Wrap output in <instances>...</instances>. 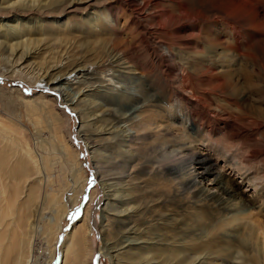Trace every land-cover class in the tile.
<instances>
[{"label":"bare ground","instance_id":"6f19581e","mask_svg":"<svg viewBox=\"0 0 264 264\" xmlns=\"http://www.w3.org/2000/svg\"><path fill=\"white\" fill-rule=\"evenodd\" d=\"M60 1L62 2L59 3L65 2ZM40 2L17 0L3 9L4 12L0 15V33L5 36L0 37L3 39L0 42L2 66L0 69L4 72L0 76L14 79V82L18 76L24 78V74L16 70L14 57L19 53V49L22 52L18 61L22 60L28 54L26 51L41 43L35 37L38 35L37 25L44 22L43 11L50 5L46 3L47 6H42L43 3ZM75 2L78 0H68L66 3L73 6ZM117 4L127 11L124 17L129 15L132 35L136 33L134 35L141 38V43L147 45L146 53L149 59H152L155 66L161 70L157 73L145 71L142 65L133 64V58L125 60L130 64V72H139L140 77H137L135 82H138L136 84L139 87L141 84L145 93L137 100L139 105L134 108V113L128 117L126 113L124 114L123 108L118 109L116 112H121L118 120L110 126L112 134L116 128L118 130L121 127L117 126L118 123L123 122L127 126L126 129H119L116 132L121 136L120 145L126 149V155H121V158L116 156L117 159L114 158L112 161L111 155H107L108 152L104 150L105 147L98 148L91 137L84 134L86 127L92 128V124L85 121L94 117L95 112L105 113L108 109L106 108L108 104L100 101L111 97L110 94H102L100 97L97 94L93 95L95 107L88 108L91 100L85 103L84 110L80 106V100H84L81 87L83 84L78 79L74 67V70L68 72L71 73V78L66 81L70 80L67 83L70 85L66 87L47 75L44 77L36 75L38 85L55 89L63 95L62 99L67 104L70 102L73 105L72 109L80 111L81 118L78 119L81 126L78 134L86 138V150L91 152L102 192V199L99 198L95 209L96 212L98 208L102 211V217L98 218V214L93 212L89 204L86 206L83 216L65 239L61 264H94L96 241L91 237L93 230H96L101 241H104L100 251L109 258L110 264H207L205 263L207 261H217L214 264H264V220L261 218L264 213V179L257 181L250 177V173L241 172L244 170L243 161L233 162L230 156L221 153L210 141L220 136L230 143L231 147L245 145L247 149L243 150L250 153L252 160L264 158V146L259 145L264 143V111L261 112L257 104L244 108L241 106L242 101L249 103L255 97L264 102V0H117ZM100 9L109 12L105 6H101ZM85 14L87 19L83 31L86 34L90 33L95 37L101 35L100 31H105L102 24L110 26L113 24L115 29L120 27L117 25L119 18L116 13L109 12L108 16H98L99 18L94 16L92 17L95 18L94 23L89 19V10ZM129 25L126 24L125 27L129 28ZM92 35L90 37H93ZM140 41L133 38L129 43L119 42L120 44H117L123 46L124 51L122 47L112 49V53L125 58L124 53L129 50L138 52L137 46ZM177 58H181L180 63L174 61ZM179 67L183 75L180 77L179 87L173 88L169 81L174 77L171 75L172 72ZM154 74L159 76L167 87L153 89L155 93L152 91L151 94L150 91H145L144 87L145 83L156 79ZM114 82L123 86L122 81L109 78L108 83L112 85ZM108 86L103 87L105 91L108 90ZM240 86H243V91ZM178 89L182 94L190 93L189 96L179 95L181 102H184L182 106L175 98ZM111 90L112 93L113 89ZM127 90L130 91L126 89L124 92ZM38 98L48 108L55 123L56 121L68 123L69 118L54 106V99L47 101L49 97L43 95H39ZM23 99L29 113L37 111L32 100L26 97ZM194 105H200V109L203 110L198 112ZM140 110H144L141 115ZM147 112L151 115L148 116ZM163 112H167V116L163 115ZM166 117L169 122L161 121L162 118L167 119ZM213 120L217 121L214 125ZM131 121L139 122L136 130V125H132ZM105 132L109 133V130ZM24 138L27 141L22 142V147L11 138L0 148V264H49L53 258L57 235L62 230L63 218L69 212L68 203L76 202L84 190L88 176L81 167L79 154L72 147L70 140L61 136L59 144L61 155L65 165L72 169L71 177L74 176V184L72 187L64 180L65 184L61 186V190L55 193L51 184L49 185L51 181L49 175L40 173L42 168L48 169V159L38 157L31 142L27 137ZM140 140L154 144L156 153L161 152L155 160L158 164L163 163L165 157H169V160L179 165L171 166L167 173L183 174L184 183L195 191L197 203L218 209L219 213L215 215L209 233L214 232L219 226L226 227L229 229L228 237L239 238L238 248L225 241L218 244L210 241L199 242L198 239L204 240L202 235H205L206 230L202 231L198 239L180 238L177 234L169 236L165 231L153 237H146V229L137 224L138 217L145 220L144 212H140L139 209L143 206L141 204L145 203L143 202L145 199L141 201L143 197L141 191L140 196L137 193V197L133 193L145 187V182H142L144 186L141 182L136 184L138 176L149 174L150 171L148 163L142 160L148 156L145 150H135L133 146ZM156 143H160L161 149H157ZM200 146H207L219 152L220 157L224 158L234 171L241 172L246 183L255 182L251 185L253 195L248 196L250 207L244 208V204L239 205L232 199L228 192L230 190L221 176L222 171L214 172L213 164L206 165L204 169L196 167L198 162H211L207 157L198 160L196 153ZM177 156L179 160L176 159ZM187 159L190 161V169L183 172L182 163ZM194 164L195 166L191 168ZM157 167L160 168L159 165ZM206 180L210 183H205ZM31 183L35 185L30 187ZM97 192L99 189L96 188L90 194V199ZM245 192L244 190L243 193L246 194ZM66 193H69V196L65 202ZM39 200L46 206L43 210L46 208L50 210L49 215L43 216L40 221L43 223L41 229L38 228L37 221L41 209ZM151 202L153 203V200ZM152 208L148 206V209ZM158 213L154 215L155 218L152 214L153 218L148 219L147 223L162 221L164 225L165 215L162 212ZM37 235L44 238L48 250L45 252L41 249L42 253L40 252L36 258L33 241Z\"/></svg>","mask_w":264,"mask_h":264},{"label":"rangeland","instance_id":"374dc122","mask_svg":"<svg viewBox=\"0 0 264 264\" xmlns=\"http://www.w3.org/2000/svg\"><path fill=\"white\" fill-rule=\"evenodd\" d=\"M15 1L17 0H0V15L4 12L3 9L12 5V3H14ZM39 1H41L40 4L43 3L42 6H47L46 3L50 5L49 7H45L46 9L43 11L44 22L37 25L38 29L36 32H38V35L35 37L39 39L41 43H39L38 46H35L33 49L26 51L28 52V54H26L22 60L18 61V57L22 52L19 49V53L14 57L16 70L20 71L22 75L24 74V78H20L18 76L14 82V79H9L6 76H0V132L2 135V137L0 138V148L2 147V144L6 142V140H9L11 138L14 140V142L16 141L22 147V142L27 141L24 137H27L29 142H31V144L33 145L35 153L39 155L38 157L42 156L48 159V169L42 168L40 173L42 175H49V179L51 178L49 185L51 184L52 190L55 191V193L61 190V186L65 184L64 180L67 181L68 184L72 187L74 184V176L71 177L72 169L65 165L64 159L61 155V149L59 147L61 139L60 137H66V140H70L72 147L78 152L79 162L81 164V167L84 168L88 177L83 188L84 190L80 193L81 195L79 194L76 202L74 204L68 203V210L70 213L68 212L69 214L67 213L63 218L62 230L58 233L57 239L54 243V254L49 264H61L63 258V244L65 242V239L71 232L75 223L83 216L86 206L89 204L90 207L94 210L93 212L98 214V218L100 216L102 217V211L99 210V208L97 212L95 211L99 198L102 199V192L97 179V175L95 173L93 160L90 155L91 152H88V150H86V138L78 134V130L81 126L80 120L78 119L79 117L81 118L80 111H77L75 108L72 109L73 105H71L70 102L67 104L64 99H62L63 95L55 89L41 87L40 85H38V83H36V75H43L42 77L47 75L48 77H50V79H54L56 82L60 81V84L63 87H66L70 85L67 84L70 80L68 82L66 81L69 79V77L71 78V73L68 74V72L75 69L78 74V79L83 84V86L81 87L83 90L82 99L84 100H80V106L84 110L86 108L85 103L91 100L92 103H90L88 108L95 107L93 95L97 94L100 97L103 96L102 94H110L111 97H106L105 100L100 101L102 103L104 102V104H108L106 108H108L107 110L109 111L106 110V112L104 111L105 113L95 112L94 117L86 120L85 122H87V124H92V128L86 127L84 134L86 133L85 135L87 137H91L94 144H96L98 148L101 149L105 147L104 150L106 151V153L108 152L107 155H111L110 158L112 159V161H114L118 156V158H121V155H126V149L120 145L122 141L121 136L116 134V132H118L119 129H126L127 126L124 125L123 122H121L117 125L121 126L120 128H118V130L116 128L113 134L110 131V126L117 122L119 114L121 113L120 111H116L123 108L125 111L124 114L126 113L129 117L131 113H134V108L139 105L137 103V100L145 95L141 84L139 87L138 84H136L138 82H135L136 78L140 77L139 72H130V64L125 60L133 58V64L136 63L142 65L145 71H152L153 73H157L161 70L157 65L155 66L152 59H149L146 53L147 45L145 43H141V38L139 36L136 37V33H133L132 35V31L130 30L132 28V25H129V15H127V17H124L127 11L117 4V0H78V2H75L73 6H68V3H66L68 2V0H65V2L63 3H59L62 2L60 0ZM101 6H105L109 12L116 13L115 15H118L119 20L117 25L118 27H120L116 28V30L115 27H113L114 25L112 24V22L108 21V23L111 22L112 26H110V24H102L103 30L105 31H100L99 34L101 35H96L97 37H95L90 33L86 34L83 31L85 30L84 23L87 19L85 14L86 11L89 10V19H92V17L94 16H108L109 12H104L102 9H100ZM108 18L109 17H107V20H109ZM102 19H104V17H102ZM94 20L95 18L92 19L91 22L94 23ZM126 24H128L130 27L126 28ZM91 32H93V30ZM90 35H92L93 37H90ZM2 36L5 35L3 33H0V37ZM133 38H135V40L137 41H140L138 42L139 45L137 46L138 52H136V50H129L128 52L124 53V57L127 59L122 58V56H119L118 54L115 55L114 53H112V49L116 50L123 47L121 45H118L120 44L119 42L123 41L129 43L133 41ZM2 41L3 39L0 38V42ZM122 51H124V47ZM158 51L160 52L159 49ZM180 59L181 58H177V60L174 61L176 63H180ZM0 68H2L1 65ZM3 72L4 70L0 69V75ZM171 75L172 77H176H171L172 81H169L170 85L173 86V88L174 86L178 88V84L181 82L180 77L183 75L182 70H180L179 67L176 69V71L174 70ZM153 76H155L156 79L151 81L150 83H145V91H150L151 93L153 89H165L167 87L166 83L160 80L159 76H156L155 74ZM109 78H113L115 79V81H122V85H126L124 86L125 89L123 88V86H119L117 82H114L115 84L112 83V85L108 83ZM107 85H109L108 90L105 91L103 87ZM111 89H113L112 93ZM126 89H129L130 91L127 90L126 92H124ZM200 89L203 88L200 87ZM240 89L241 91H243V86H240ZM179 90L180 89H178V95H176L175 98L176 100L178 99L177 101L182 106L184 102H181L180 100L179 95H181L182 93H180ZM121 92H123L124 94H122ZM152 93H155V91H153ZM39 95L49 97L47 101H51L52 99H54V106L58 109V111L64 113L69 118L68 123H65L64 121H56L55 123L49 113L48 108L39 100ZM186 95L189 96L190 93L188 92L182 94V96ZM23 97H26V99L28 100H32L34 105L36 106L37 111L29 113ZM77 99L78 97H76V100ZM240 100H242L241 97ZM100 102L98 103L99 105L101 104ZM255 104H257V107H259L261 112L264 111V107H262V104H264V102L260 99H256V97L249 103L243 101L241 102V106L243 108ZM200 107V105H194V109L198 112L203 110L200 109ZM143 111L144 110H140V115L144 113ZM147 115L150 116V112H147ZM163 115L167 116V112H163ZM100 118H103V120ZM166 118L167 119L162 118L161 121L169 122L168 117ZM212 122L211 123L213 125L215 124V122L217 123V121L215 120H213ZM138 123L139 122L131 121L132 125H136L135 130L137 129L136 127L138 126ZM36 128H38V130ZM108 130L109 133H106L105 131ZM132 130L135 131L133 128ZM25 134L26 136H24ZM210 141L211 144L215 146V148H217L218 150L220 149L219 151L221 153L224 152L226 155H228V157L230 156L233 162L241 163V161H243L242 165L247 166L249 169L245 166H242L244 170H242L241 172L250 173V177L257 181L262 178L264 179V158H257L255 160H252L250 153L246 152V150H243L244 148H246L245 145H241L236 148L231 147L230 143H228L223 137L220 136L212 138ZM261 142L262 140L260 141V143ZM259 145L264 146V143H261ZM133 146H135V150L144 149V152L148 155L146 156V159L142 158V160L148 163L150 170L148 172L149 174L139 175V179L138 181H136L137 185L141 182L143 186L144 184L142 182H145V187L133 192L135 194V197H137V193L138 196H140L142 192L143 197L141 198V201L145 199V201H143L145 203L141 204L143 206L139 208L140 212H144L145 220L143 218L139 219L137 212V224L141 228L146 229V237H153L156 234H160L162 233V231H165L169 234V236L172 234H177V237L180 236V238L190 239V237H193L198 239V237L202 235V231L206 230L205 235H202L204 240L200 241L198 239L199 242L206 243L207 241H210L213 244H218L221 242L224 243L225 241V243H228L231 246H235L236 248L239 247V238L233 239L228 237L227 235L229 234V231L227 230L229 229H227L226 227H224V229L219 226L220 228L217 227L214 232L209 233V231H211V224L215 219L214 217L219 213L218 209L211 205H200L199 203H197V199L195 198V191L193 188L187 187V185L184 183L183 174L180 175L170 174L169 172L167 173V171H169L168 169L171 166L176 167L178 165L177 163L169 160V157H165V160L167 162H165L164 160L163 163L158 164V162H156L155 160L158 159V156L161 152L156 153V150H154L153 148L154 144L152 145V143L148 141L140 140L138 144ZM156 147L157 149H161L160 143H156ZM237 150L239 151L237 152ZM197 152L198 153H196V157L198 158V160L207 157L211 160V162H198V166L196 165V167L198 169H204L206 165L210 164L209 166H211V164H213L212 168L214 169V172L222 171L221 176H223L224 182L228 186V190H230L228 192L232 199H235V202L239 205L244 204V208L250 207L248 203L250 197L248 198V196L253 195L252 193L254 192V190L251 185L255 184V182H252L250 184L246 183L244 181V177L241 175V172L237 173L236 171H234V169L230 167L229 163H227L224 158L220 157L219 152H215L211 148H207V146H200ZM237 155L240 156L238 157ZM178 157L179 156H177L176 158L177 160H179ZM182 164L184 165L183 172H187L190 169V161L187 159V161L183 162ZM158 165L161 169L163 168L164 170H161L159 167H157ZM193 166H195V164L192 165L191 168H193ZM221 169H223L224 171ZM253 169H255L256 171ZM205 183L209 184L210 181L206 180ZM34 185L35 184L32 183L31 185L29 184L30 187ZM96 188L99 189V192L95 193L96 195H93L90 199V194ZM244 190L246 191L245 193L247 195L243 193ZM68 196L69 193H66L65 202L68 201ZM152 200L153 203L151 202ZM154 200L157 202H154ZM147 201L148 204H146ZM39 203L41 204H39V207H41V209L38 213L37 221L39 223L38 228L41 229L43 223L40 221L43 216L49 215L50 210L47 208L46 210H43L45 209L44 207H46L45 204L42 203L41 200H39ZM147 205L153 208L148 209ZM152 211H154V213H152ZM158 212H162L165 215V218L163 219L166 221H163V223L165 224L162 225V221L157 223H147V220L150 218L152 219L154 215L159 214ZM150 213H152L153 216ZM261 218L262 220H264V213H262ZM91 237H93L96 241V250L94 251L93 255L95 260L94 264H110L109 258L105 254L102 255L100 251V248L104 246V241H101V238L99 237V234L96 230H93L91 232ZM33 243V251L36 258L42 251L41 249H44L45 252H47L48 246H46L45 240L44 238H42V236L37 235ZM205 263L214 264L217 263V261H207Z\"/></svg>","mask_w":264,"mask_h":264}]
</instances>
